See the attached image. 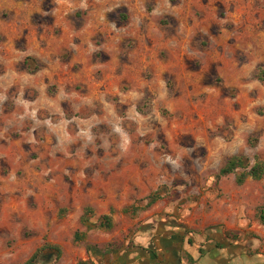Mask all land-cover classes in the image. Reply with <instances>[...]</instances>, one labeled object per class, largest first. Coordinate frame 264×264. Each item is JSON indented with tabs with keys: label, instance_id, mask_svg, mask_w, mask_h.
I'll return each mask as SVG.
<instances>
[{
	"label": "rangeland",
	"instance_id": "obj_1",
	"mask_svg": "<svg viewBox=\"0 0 264 264\" xmlns=\"http://www.w3.org/2000/svg\"><path fill=\"white\" fill-rule=\"evenodd\" d=\"M261 70L264 0H0V264L256 237Z\"/></svg>",
	"mask_w": 264,
	"mask_h": 264
},
{
	"label": "crops",
	"instance_id": "obj_2",
	"mask_svg": "<svg viewBox=\"0 0 264 264\" xmlns=\"http://www.w3.org/2000/svg\"><path fill=\"white\" fill-rule=\"evenodd\" d=\"M249 229L254 231L256 237L232 244L217 237H210L195 244L185 242L181 264H264V225L253 224ZM144 236L142 235V238ZM144 239L146 240L145 237ZM166 243L173 244L170 240H166ZM161 247L164 248L163 245ZM148 248L150 244L141 249L129 245L121 251H114L112 259L116 261L114 264H154L155 260L149 259ZM96 259L101 264L99 258ZM163 260L162 264H168L167 256Z\"/></svg>",
	"mask_w": 264,
	"mask_h": 264
},
{
	"label": "flooded vegetation",
	"instance_id": "obj_3",
	"mask_svg": "<svg viewBox=\"0 0 264 264\" xmlns=\"http://www.w3.org/2000/svg\"><path fill=\"white\" fill-rule=\"evenodd\" d=\"M153 231V228L150 229ZM166 240H170L173 244L168 245L166 243ZM190 244V241L188 237L186 236L185 233H182L180 230L177 232L174 231H166V232H156L153 233V238L151 240L150 248L149 249V259L150 260H155L154 264H162L163 259L167 256L169 259L168 264H181V253H182V248L183 244L187 242ZM161 245L164 246V248L161 247ZM138 248V247H135ZM139 250V249H138ZM113 254V252L111 253ZM105 256L104 262L105 264L107 263L106 261V255ZM164 256V257H163ZM115 261V260H114ZM113 259L111 262L114 264ZM116 262V261H115Z\"/></svg>",
	"mask_w": 264,
	"mask_h": 264
},
{
	"label": "trees",
	"instance_id": "obj_4",
	"mask_svg": "<svg viewBox=\"0 0 264 264\" xmlns=\"http://www.w3.org/2000/svg\"><path fill=\"white\" fill-rule=\"evenodd\" d=\"M257 77L260 80H263L264 79V70H261L258 73ZM246 167H247V161H246V159L244 157H242V156H233L227 161L225 167L221 170L220 173L222 175H226V174L233 173L238 168H246ZM263 173H264V162H257L255 165H253L251 167L249 172L239 176L237 178V182L239 184H242L244 182V180L248 176H251L252 178L259 180V179L262 178ZM102 219H104L105 222L104 223L100 222L99 226L100 227L111 228V218L106 215ZM261 219H262V221H264V218L262 216H261ZM34 258H35V255L32 256L31 259L28 260L25 264H32Z\"/></svg>",
	"mask_w": 264,
	"mask_h": 264
}]
</instances>
